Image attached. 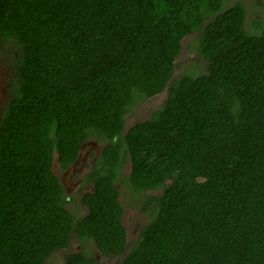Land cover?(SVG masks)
Here are the masks:
<instances>
[{
	"label": "trees",
	"instance_id": "obj_1",
	"mask_svg": "<svg viewBox=\"0 0 264 264\" xmlns=\"http://www.w3.org/2000/svg\"><path fill=\"white\" fill-rule=\"evenodd\" d=\"M227 2L0 0L17 66L0 118V264H50L74 239L64 264H111L87 241L116 264H264V17L251 31L243 1ZM192 34L206 70L177 73ZM91 139L105 144L77 218L54 161L65 172ZM120 181L147 195L133 244Z\"/></svg>",
	"mask_w": 264,
	"mask_h": 264
},
{
	"label": "rangeland",
	"instance_id": "obj_2",
	"mask_svg": "<svg viewBox=\"0 0 264 264\" xmlns=\"http://www.w3.org/2000/svg\"><path fill=\"white\" fill-rule=\"evenodd\" d=\"M234 1L228 0L227 3L228 5H232ZM242 1L247 9V25L253 31V20L264 17V6L259 5L257 0ZM197 42L196 34H192L184 40L183 49L176 66L177 73L206 70V63L198 51ZM14 52H16L15 46H12V44L7 45L0 39V118L11 96V84L16 78V61L11 57ZM166 94L167 91L139 104L133 112H130L126 116L125 130L149 117L152 111L163 103ZM104 144L101 141L93 139L84 143L78 161L63 173L60 172L58 163H55V172L59 175L61 174L65 186L71 193V200L67 207L77 218H82L88 213V207L81 199L82 194L93 191V186L91 185H87L83 190L79 191L81 187L80 177L91 167L96 157L102 151ZM91 153L94 154L92 155ZM123 171L122 178H125L131 171L130 161L127 162ZM118 187L121 190V202L124 207L123 222L127 229L128 242L133 244L138 238L140 229L150 219L149 213L142 210L143 200L146 199L147 195L146 193H142L141 195L136 194L128 184H123L121 181L118 182ZM155 193H160V190ZM85 244L88 251L94 253L98 263L110 261L111 264H116L120 260L118 257L112 259L103 257L92 241H87ZM81 250V243L78 239H74L71 247L65 248L51 257L50 264H64L65 254L68 252H80Z\"/></svg>",
	"mask_w": 264,
	"mask_h": 264
},
{
	"label": "flooded vegetation",
	"instance_id": "obj_3",
	"mask_svg": "<svg viewBox=\"0 0 264 264\" xmlns=\"http://www.w3.org/2000/svg\"><path fill=\"white\" fill-rule=\"evenodd\" d=\"M102 152V151H101ZM101 152H100V154H101ZM92 155L94 154V153H91ZM100 154L96 157V159L94 160V162H93V164L91 165V167L86 171V172H84V174L80 177V181H81V187H80V189H79V191H81V190H83L84 189V187H86L87 185H91V186H93V183L92 182H90V181H88L87 180V175H88V173L93 169V167H94V165H95V163H96V161H97V159H98V157L100 156ZM80 155H81V151H80V154H79V157H80ZM79 157H78V159H79ZM78 159L76 160V162L78 161ZM75 162V163H76ZM74 163V164H75ZM73 164V165H74ZM72 165V166H73ZM71 166V167H72ZM60 169V168H59ZM60 172H61V169H60ZM61 173H63V172H61ZM58 174V173H57ZM123 174H124V172H123ZM60 176H61V174H60ZM61 178H62V176H61ZM62 181H63V179H62ZM64 183V182H63ZM65 185V184H64ZM67 188V187H66ZM67 192L71 195V193L68 191V189H67ZM92 192H94V186H93V191ZM92 192H88V193H92ZM88 193H84V194H82V197H81V199L83 198V196L84 195H86V194H88ZM71 200V199H70ZM124 223V222H123ZM125 225V224H124ZM126 227V226H125Z\"/></svg>",
	"mask_w": 264,
	"mask_h": 264
},
{
	"label": "water",
	"instance_id": "obj_4",
	"mask_svg": "<svg viewBox=\"0 0 264 264\" xmlns=\"http://www.w3.org/2000/svg\"><path fill=\"white\" fill-rule=\"evenodd\" d=\"M56 162L58 163V161H57V157L55 158L54 166H55V163H56ZM58 165H59V164H58ZM59 168H60V166H59ZM68 169H69V168H68ZM68 169H67V170H68ZM67 170H66V171H67Z\"/></svg>",
	"mask_w": 264,
	"mask_h": 264
}]
</instances>
